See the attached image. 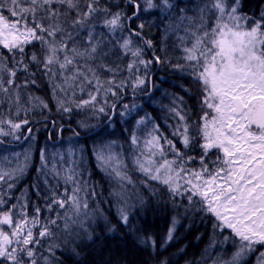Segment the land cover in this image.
Segmentation results:
<instances>
[{
  "label": "snow or ice",
  "instance_id": "snow-or-ice-1",
  "mask_svg": "<svg viewBox=\"0 0 264 264\" xmlns=\"http://www.w3.org/2000/svg\"><path fill=\"white\" fill-rule=\"evenodd\" d=\"M158 67L185 81L162 117L136 103ZM113 210L154 264L181 221L208 229L185 264H264V0H0V264H82Z\"/></svg>",
  "mask_w": 264,
  "mask_h": 264
},
{
  "label": "trees",
  "instance_id": "trees-1",
  "mask_svg": "<svg viewBox=\"0 0 264 264\" xmlns=\"http://www.w3.org/2000/svg\"><path fill=\"white\" fill-rule=\"evenodd\" d=\"M255 3H256V0H251V4L253 7L255 6ZM154 31H155V36L158 39L159 33L156 32L155 29ZM182 83H185V81L173 79L172 86L168 85L166 89L162 91L163 94L160 93L159 90L158 91L156 90L158 92L157 93L158 98L159 99L163 98L162 99L163 101L165 99V102L163 103V105L165 106L168 105L170 101V96L166 97L165 92L170 93V94L175 93L178 90L177 88H179L178 85ZM37 90L33 89V91L38 95ZM177 95H181V94H177ZM42 96L45 97L46 99L48 98V96L47 97L44 95ZM131 102L132 101H130V103ZM161 105L159 106L160 109H157L153 105H151L149 108L144 107V111L149 112L154 116L162 117L164 112H163V109L161 108ZM82 118L84 117L82 115H79V116H75L74 119L70 121L64 120L62 121V123H64L66 129H69V126L70 128H75L76 121ZM114 119H116V117ZM118 119L120 120V118ZM130 119L131 118H129V120ZM92 122L93 124L97 123L96 121H92ZM106 122L107 121L102 119V122L100 124L104 125ZM119 124L117 123L115 124L114 130L117 132L116 134H118L122 138L123 135L124 136L127 135V133L122 132V128L131 127V124H126V125H123L121 123ZM46 136H47V133L46 135H43L42 137L41 136L38 137L40 145H43L46 142L49 145H51V141H47ZM63 136H65L66 138L71 137L72 136L71 130H66ZM85 139H87V135L84 133L83 130H81L80 140L83 141ZM91 143L92 141L89 139L88 146H90ZM91 164L93 166L92 170L95 171L94 162H91ZM34 175L35 174L32 173L27 178L26 183H31ZM94 179L98 182H101L103 190L106 193L108 186L106 182L101 181V174L97 172L94 176ZM170 216H171V213L168 210H164L162 208L156 207L155 204H153L150 208L142 210L140 212V215L136 219L138 220L140 226L143 227L145 231L150 232L156 237L157 244L159 245L162 241H160V238L156 235L157 228L161 227L163 223L166 222V219L170 218ZM145 218H148V219H145ZM110 219L112 223L115 225V231L113 232V234L114 235H116V233L117 235H119L120 233L123 234L121 235V240L114 239L116 241L108 242V239H106L104 242H100V239H98V234H99L100 228L104 229L103 222H101L99 226L97 227V235H96L95 243L89 244L84 249V253H83L84 260L82 264H146L147 261L149 262L152 256H150L148 251L143 250L140 247H137L132 237L126 233V230L116 220L114 210L112 213H110ZM152 224H155L156 227H153ZM187 228L190 230L189 233H187ZM191 231L193 233H191ZM182 232H185L183 234L185 236L184 238L185 245H183V247L185 246L187 247H186V251L183 254H180L179 252L180 256L176 255V260H178L179 264H185L186 261L197 258L200 252L202 251V249L208 244V234L206 233V227L200 224L199 221H197L191 227L188 226V223L186 221H181L180 225H178V228H177V234H180ZM197 236L201 237L199 241L197 240ZM158 250L161 252V255L159 256L161 257V259L163 258L167 259L169 261V264H173L172 263L173 252L170 251L168 247L164 249H158ZM66 264H72V260L71 259L67 260Z\"/></svg>",
  "mask_w": 264,
  "mask_h": 264
},
{
  "label": "bare ground",
  "instance_id": "bare-ground-1",
  "mask_svg": "<svg viewBox=\"0 0 264 264\" xmlns=\"http://www.w3.org/2000/svg\"><path fill=\"white\" fill-rule=\"evenodd\" d=\"M151 34L155 35L154 29L152 30ZM166 70H169V68H159L158 67L156 69V71L154 72V77H159L158 75L165 74ZM150 91H151L152 97H153V99L151 101L149 100V96L144 94V95H140L139 97L136 98V103H138V104H140V105H142L143 107H146V108H149L151 105H153L157 109H160L159 106L153 104V103H158L159 104L158 100H161V98L159 99L158 96H157L158 92L157 91L155 92V89H151ZM129 100L132 101L131 98H128L126 100V102L130 103ZM41 126L42 125H40L39 127L41 128ZM43 134L44 133H43V131L41 129L40 132L38 133V137L40 135H43ZM145 219H148V218H145ZM169 220H170V218H167L166 222H164L161 227L157 228V234L156 235L160 238V241L163 240L164 234H165V232L167 230V227H168V224H169ZM152 225H153V227H156L155 224H152ZM189 232H190V230L187 228V233H189ZM184 233L185 232L180 233L182 235L177 234V239L175 241H173L170 245L167 246L169 248V250L173 252V257H172V263L173 264H179L178 260H176V255L180 256L179 250L183 247V245H185L184 244L185 236L183 235ZM191 233H193V232L191 231ZM206 233L208 234V229L207 228H206ZM121 235H123V234H121V233L119 235H117V233H116V235H114L113 233L110 234V233L106 232L105 229L100 228V231H99V234H98V239H100V242H104L106 239H108V242L109 241H116V240H121ZM114 239H116V240H114ZM158 259H161V257H158ZM148 264H154V261L152 260V258H150Z\"/></svg>",
  "mask_w": 264,
  "mask_h": 264
},
{
  "label": "rangeland",
  "instance_id": "rangeland-1",
  "mask_svg": "<svg viewBox=\"0 0 264 264\" xmlns=\"http://www.w3.org/2000/svg\"><path fill=\"white\" fill-rule=\"evenodd\" d=\"M159 77H154V83L156 84V88H155V92H156V90L158 91L159 90V92L160 93H162L163 94V90L164 89H166V87L168 86V85H171L172 86V82H173V79H176V80H180L179 78H178V76L175 74V73H173V71L172 70H166V73L165 74H163V75H158ZM177 88V87H176ZM178 90L175 92V93H177V94H181V95H183V92H182V90L180 89V88H177ZM37 90V89H36ZM38 92V95H40V96H42V95H44V96H49V92H48V89H47V87H46V85L44 84V82L42 81L41 82V87L37 90ZM163 99V98H162ZM159 100V104L158 103H153V104H155V105H158V106H160L161 104H163L164 102H165V99H164V101L163 100ZM138 104V103H137ZM149 111V110H148ZM83 116V115H82ZM118 118H120L119 116H117L116 117V121H117V124H119V122H118ZM93 121H95V120H93ZM97 122V121H96ZM102 122V120L99 122V123H101ZM93 123V122H92ZM98 123V122H97ZM95 124V123H94ZM107 124H105L104 126H106ZM120 125V124H119ZM123 125H125V124H123ZM41 129H42V131H43V135H46V133H47V130L46 129H44L43 128V126H41ZM110 132H114V137L113 138H117V137H120L118 134H116L117 132L114 130V128H109L108 129ZM43 135H40L41 137L43 136ZM124 136V135H123ZM58 139L56 138V137H54L53 138V140L51 141V145L50 146H52V145H55V144H62L65 148L68 146V143H69V137L68 138H66L65 136H63V139L62 140H59L58 142ZM30 181H31V179H30ZM113 233V232H112ZM112 233H110V234H112Z\"/></svg>",
  "mask_w": 264,
  "mask_h": 264
}]
</instances>
